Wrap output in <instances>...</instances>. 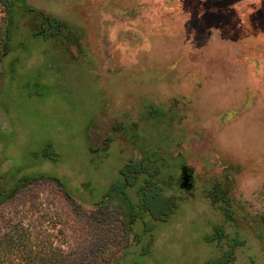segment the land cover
I'll list each match as a JSON object with an SVG mask.
<instances>
[{"label": "rangeland", "instance_id": "rangeland-1", "mask_svg": "<svg viewBox=\"0 0 264 264\" xmlns=\"http://www.w3.org/2000/svg\"><path fill=\"white\" fill-rule=\"evenodd\" d=\"M9 22L0 264H264V0H0V53Z\"/></svg>", "mask_w": 264, "mask_h": 264}, {"label": "trees", "instance_id": "trees-1", "mask_svg": "<svg viewBox=\"0 0 264 264\" xmlns=\"http://www.w3.org/2000/svg\"><path fill=\"white\" fill-rule=\"evenodd\" d=\"M42 20L47 21L48 26L51 28H54L56 23V19L52 17L44 18L41 16ZM10 27L11 23H8V26L6 28V39L4 41L0 56L4 55L8 51V40L10 35ZM55 28L50 31V33L54 34ZM121 178L117 180L118 184V191H116L117 198L120 200L121 203H123L127 208V214L131 215L134 207H138L141 205V208L149 215L150 218L153 219H164L166 216V213L172 208L173 201L171 198L163 195L159 189H157L156 186L153 185H147L145 189H142L139 204L134 205L130 199L128 198L126 192H125V186H129L132 184V178L130 175H127V173L123 172V169L120 170ZM39 177H45L41 174H23L20 179L16 182V187H19L21 184L29 183ZM46 178V177H45ZM12 193L11 191L5 192L0 194V202L4 200L6 197L10 196ZM148 199H152L154 203H160L157 210L154 208L153 202L149 203ZM156 201V202H155ZM134 208V209H133ZM216 232H220L219 228H215ZM210 237V236H209ZM205 238L206 241H210L211 238ZM12 239V236H9L8 239L5 240V246L10 245V241ZM1 249L3 247H0ZM5 251V250H4ZM16 252L19 253V255L22 256L24 263L22 264H68L63 263L57 256L55 252H50V254H44L40 253L37 250H28L23 251L21 249H16ZM233 262V254L231 250H224L216 257L208 258L205 261H203L201 264H232ZM15 264H21V263H15ZM87 264V263H84Z\"/></svg>", "mask_w": 264, "mask_h": 264}, {"label": "water", "instance_id": "water-1", "mask_svg": "<svg viewBox=\"0 0 264 264\" xmlns=\"http://www.w3.org/2000/svg\"><path fill=\"white\" fill-rule=\"evenodd\" d=\"M188 179V175H187V177H185V175L184 176H182V185L184 186V188H186V189H188L189 188V184H187V183H185V181ZM181 185V184H180Z\"/></svg>", "mask_w": 264, "mask_h": 264}]
</instances>
